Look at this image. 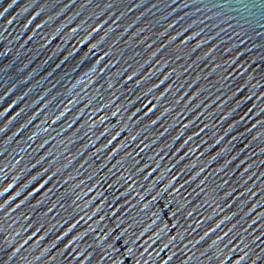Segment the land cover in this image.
Returning <instances> with one entry per match:
<instances>
[{
    "label": "water",
    "instance_id": "1",
    "mask_svg": "<svg viewBox=\"0 0 264 264\" xmlns=\"http://www.w3.org/2000/svg\"><path fill=\"white\" fill-rule=\"evenodd\" d=\"M0 264H264V0H0Z\"/></svg>",
    "mask_w": 264,
    "mask_h": 264
}]
</instances>
